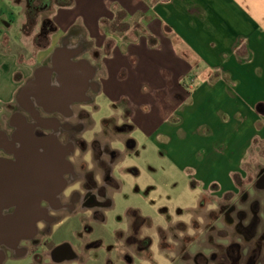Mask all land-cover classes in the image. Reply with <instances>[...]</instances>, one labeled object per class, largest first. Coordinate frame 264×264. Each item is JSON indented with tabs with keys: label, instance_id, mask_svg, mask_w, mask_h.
Returning a JSON list of instances; mask_svg holds the SVG:
<instances>
[{
	"label": "crops",
	"instance_id": "1",
	"mask_svg": "<svg viewBox=\"0 0 264 264\" xmlns=\"http://www.w3.org/2000/svg\"><path fill=\"white\" fill-rule=\"evenodd\" d=\"M10 1L0 11V163L20 151L23 130L33 136L27 110L97 107V95L122 112L102 119V131L85 140L88 169L100 184L120 186L113 168L126 151L112 140L137 148V131L201 188L191 207L194 230L214 201L250 192L264 169V0H67L53 8L48 31L28 27L25 0ZM88 120L89 129V113ZM96 140L116 153L108 169L93 153ZM130 210L126 227L97 233L104 217L97 218L82 242L58 230L37 245L40 260L10 238L13 251L0 254V264H139L135 256L147 250L128 240Z\"/></svg>",
	"mask_w": 264,
	"mask_h": 264
},
{
	"label": "flooded vegetation",
	"instance_id": "2",
	"mask_svg": "<svg viewBox=\"0 0 264 264\" xmlns=\"http://www.w3.org/2000/svg\"><path fill=\"white\" fill-rule=\"evenodd\" d=\"M64 1L67 0H25L30 24L38 23L48 31L51 13L48 16L44 13L50 11L52 5L56 7ZM86 103H74L69 111L61 109L46 113V107L42 105L37 107V113L27 110L33 136L29 130H23L18 137L20 151H6L12 158L0 163L2 258L6 259L13 251L10 250L12 238L26 245L25 250L40 260L37 245L51 235L54 226L65 220L72 209L83 210L101 204L99 198L105 196L106 185L100 184L101 179L98 177L97 180L88 169L87 142L83 138L89 123ZM40 114L53 117L56 122H46L39 117ZM112 127L115 129L114 125ZM13 131L8 133L10 138ZM54 137L64 148L53 144ZM93 148L99 166L108 169L114 163L116 153L108 151L107 146L97 140L93 142ZM105 152L108 153V162L102 157ZM77 153L80 158L78 166L74 163ZM253 185L251 193L214 201L216 209L200 216L201 224L211 218L209 227H215L216 246L214 250L210 249L209 255L205 253L206 247L199 248L194 256L195 264H257L264 261V169ZM201 224L197 229L200 232L196 231L199 245L204 241L205 233ZM228 227H232L236 240L228 237Z\"/></svg>",
	"mask_w": 264,
	"mask_h": 264
},
{
	"label": "rangeland",
	"instance_id": "3",
	"mask_svg": "<svg viewBox=\"0 0 264 264\" xmlns=\"http://www.w3.org/2000/svg\"><path fill=\"white\" fill-rule=\"evenodd\" d=\"M9 4H11L10 0H0V11ZM52 8L54 5L44 15H50ZM28 27H32L31 24ZM11 46L13 50H16V41L12 40ZM94 97L97 107L91 103L85 106L86 111L93 117L91 127L83 134L85 140L92 139L96 132L102 131V119L122 114L101 96ZM133 136L137 139V148L133 149H129L126 143H120L117 139L112 140L113 147L126 151L124 158L118 160L113 168V176L119 180L120 186L117 188L108 183L105 187L106 195L100 199L99 206L75 211L71 220L66 219L54 226L53 234L47 235L45 240L56 239V232L61 230L73 241L82 242L87 237L88 230L94 228V223H98L97 218L100 217H104V220L100 222L101 227L95 225L97 233L100 228L111 233L115 228L126 227L128 222L126 213L131 209L137 210L145 218L138 234L142 238H149L150 241L146 253L135 256L137 263L195 264L194 256L199 248L206 247L205 253L209 255L210 249L214 250L216 246L214 241L216 234L213 230L215 227H209L212 224L211 218H206L204 224H201L200 217L198 219L205 230L204 241L200 245V239L196 240L199 237L196 231L200 232V230L197 228L194 230L192 226L196 209L191 207L198 203L199 196L202 194L201 188L191 182L187 171L178 170L169 160L170 157L165 150L153 144L151 139L137 131ZM262 154L264 156V152H261ZM78 155V153L75 154V157L79 161ZM254 158L260 159V156L251 157L252 160ZM78 161L75 162L76 166L79 164ZM253 163L254 161L248 166L254 174L257 168ZM261 163L264 164V158L261 159ZM121 166L124 173L120 171ZM133 168H137L138 173H134ZM253 187L252 184L250 192L254 190ZM204 201H210V198ZM182 224L188 226L183 228ZM226 230H229V238L237 239L232 227ZM242 240L240 238V243ZM198 262H201L199 258ZM257 264H264V261Z\"/></svg>",
	"mask_w": 264,
	"mask_h": 264
},
{
	"label": "trees",
	"instance_id": "4",
	"mask_svg": "<svg viewBox=\"0 0 264 264\" xmlns=\"http://www.w3.org/2000/svg\"><path fill=\"white\" fill-rule=\"evenodd\" d=\"M129 217L131 219V229H132V235L128 237V240L130 242H135L139 244V247H142L145 251L148 250L149 247V238L144 239H138L137 233L140 229V227L144 224L145 218H143L137 210H130L129 211Z\"/></svg>",
	"mask_w": 264,
	"mask_h": 264
},
{
	"label": "water",
	"instance_id": "5",
	"mask_svg": "<svg viewBox=\"0 0 264 264\" xmlns=\"http://www.w3.org/2000/svg\"><path fill=\"white\" fill-rule=\"evenodd\" d=\"M29 84H31V81H30V83L28 82L27 83V85L24 87V90L27 88V86L29 85ZM59 147L62 149V147L64 148V146H62L60 143H59ZM69 148H71V146L69 147ZM61 160H62V158H60Z\"/></svg>",
	"mask_w": 264,
	"mask_h": 264
}]
</instances>
